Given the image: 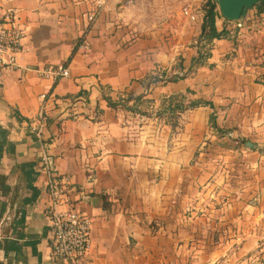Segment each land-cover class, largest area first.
<instances>
[{
    "label": "crops",
    "instance_id": "crops-1",
    "mask_svg": "<svg viewBox=\"0 0 264 264\" xmlns=\"http://www.w3.org/2000/svg\"><path fill=\"white\" fill-rule=\"evenodd\" d=\"M97 1L0 0L27 28L18 66L0 71V125L13 146L0 152V264H58L42 152L55 157L65 205L92 219L85 264H264V4L248 8L241 27L217 8L216 28L228 34L205 40L204 12L187 17L186 0H105L88 25ZM49 64L69 74L42 77ZM42 91L46 127L37 137L30 124ZM176 93L200 102L171 116L163 98ZM221 129L236 144L227 150L243 156L236 186L215 158L207 171L201 161ZM26 161L34 174L19 165ZM193 170L195 208L215 197L204 201L217 231L202 233L184 213ZM204 173L213 181L204 184ZM29 175L37 196L24 203Z\"/></svg>",
    "mask_w": 264,
    "mask_h": 264
},
{
    "label": "built area",
    "instance_id": "built-area-1",
    "mask_svg": "<svg viewBox=\"0 0 264 264\" xmlns=\"http://www.w3.org/2000/svg\"><path fill=\"white\" fill-rule=\"evenodd\" d=\"M105 0H98L94 10L87 13L88 25L95 21ZM182 13L190 19H196L197 12L189 6H183ZM243 20H235V26L240 27ZM27 32L26 26L18 20L14 7L0 6V71L13 70L18 66L19 53L23 50L22 38ZM42 77L57 81L69 74L66 65H53L39 69ZM48 97L46 91L39 93L40 106L30 130L37 137L46 127L44 105ZM37 162L40 163L48 176L47 186L49 203L47 208L52 255L58 264H85V257L90 247V230L92 219L89 215L65 205L61 187L56 177L55 157L48 152H42Z\"/></svg>",
    "mask_w": 264,
    "mask_h": 264
},
{
    "label": "rangeland",
    "instance_id": "rangeland-1",
    "mask_svg": "<svg viewBox=\"0 0 264 264\" xmlns=\"http://www.w3.org/2000/svg\"><path fill=\"white\" fill-rule=\"evenodd\" d=\"M207 1L208 0H186L185 2H190V4L192 5L191 8L197 6L196 8H192L194 11H197V9H201L203 10L204 12V9L206 8L207 6ZM216 2V0H213ZM189 6L188 3L184 4L183 6ZM190 7V6H189ZM183 8V7H182ZM218 8L217 6V3H216V9ZM219 10V8H218ZM220 11V10H219ZM245 18V16H244ZM242 26H244V24H242ZM239 27V26H238ZM241 27V26H240ZM207 51V46L205 43L202 44V49H201V52L204 54L205 52ZM193 69V68H192ZM168 114L171 113L169 111H167ZM171 116L174 115V113L172 114H169ZM219 132V131H218ZM217 132V134H218ZM219 137V139H218ZM216 137L215 135V140L213 145H211L210 148H206L207 147V144L204 145V147H202V150H204L205 154H203L202 156L204 157L203 159H201V161H203V166H205V171H207L208 167L207 165H209V161L212 162L213 159L215 158L216 160H214L215 164L217 167H226V169H228L229 171H225L226 173H229L228 174V177H230L228 183H232V186H236L235 184H238L239 183V180H240V172L239 171V166L240 164H242V161H243V156L240 155L238 152V150H235V148H232V150H227L228 148L225 146V145H230V146H235L236 144L235 143H232V144H227L226 141H224L222 139V136H218ZM213 139V140H214ZM231 153H229V152ZM215 153L217 154V156H214V157H211L209 158V153ZM210 159V160H209ZM189 166H192L194 167L195 169V152L193 154V158L191 160V163L189 164ZM196 177H199V176H196ZM195 177V170H193L192 172H190L187 176H186V179L183 183V188H182V192H181V195L183 196V201H184V204H185V212L186 215L189 214L190 216H193V218L195 219V216L197 217V222H199L201 225V229H202V233H207L210 229L213 230L214 228L207 223L208 222V216H209V211H207V206L208 204L204 201L206 199H210V200H213L215 199L214 196L210 195H206L204 196V193H203V196H204V200L202 201L205 205L201 208H195V179L197 180V178ZM213 176L212 175H208L207 173H204L202 175V180H205L204 184L209 181V180H212L213 181ZM224 175H220V176H216V178L218 179L217 181V184L220 186L223 184V180H224ZM201 178V177H200ZM204 178V179H203ZM198 182V181H197ZM203 183H201L202 185ZM206 190V189H205ZM222 194V193H221ZM219 195L218 196V200L221 199V196L222 195ZM202 203V205H203ZM196 211V212H195ZM205 220V222H203V219ZM195 224V223H194ZM215 227V231H217V228L216 226ZM221 229V228H220ZM206 241V240H205ZM204 242V241H202ZM222 256H220L221 258Z\"/></svg>",
    "mask_w": 264,
    "mask_h": 264
},
{
    "label": "trees",
    "instance_id": "trees-1",
    "mask_svg": "<svg viewBox=\"0 0 264 264\" xmlns=\"http://www.w3.org/2000/svg\"><path fill=\"white\" fill-rule=\"evenodd\" d=\"M264 4V0H261L260 3L254 5L255 7H257L259 10L260 8L263 6ZM217 13V9H216V3L213 0H208L207 1V6L204 9V15H203V21L201 24V32H200V36L201 38H204L205 40H210L213 37H221V36H226L228 34V30L226 28H221V29H217L216 25H215V16ZM207 54V51L203 54L201 51H199L198 55L193 57L192 62L196 65L201 63L202 61V57L204 55ZM183 97L182 93H176V94H170L167 97L163 98V101L165 102L166 100H168V103L165 106V109L169 112L174 113L175 110H182L188 106H195L198 102H200L199 100H190L187 103H183L182 101H180V99ZM178 99L176 101H172V99ZM109 103L113 104V102L109 99ZM211 119L213 118V115L211 114ZM6 129L3 128L0 125V152L3 149V145L6 143V148L10 151H13V146L11 144V142L7 141V137H6ZM33 161H26V162H21L19 165L21 166L22 169H24V171H27L28 173H35L32 170V166H33ZM32 176H28V181H27V188L29 190V193L31 192V194L29 196H24L23 197V201L24 203L27 202H31L33 201L36 196H37V192L35 190V186L32 184ZM4 248H8V245H4Z\"/></svg>",
    "mask_w": 264,
    "mask_h": 264
},
{
    "label": "water",
    "instance_id": "water-1",
    "mask_svg": "<svg viewBox=\"0 0 264 264\" xmlns=\"http://www.w3.org/2000/svg\"><path fill=\"white\" fill-rule=\"evenodd\" d=\"M261 0H216L220 13L227 19L242 20L248 8L260 3ZM226 129H221L218 136L226 134ZM245 144L249 147H253L255 143L247 140ZM87 200L89 196L85 197Z\"/></svg>",
    "mask_w": 264,
    "mask_h": 264
}]
</instances>
